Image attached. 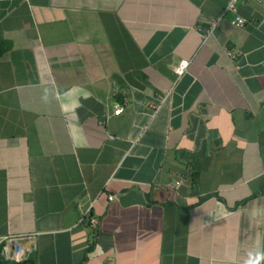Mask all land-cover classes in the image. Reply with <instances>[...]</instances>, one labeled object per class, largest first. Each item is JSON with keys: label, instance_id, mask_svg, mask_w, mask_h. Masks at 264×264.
Masks as SVG:
<instances>
[{"label": "crops", "instance_id": "obj_1", "mask_svg": "<svg viewBox=\"0 0 264 264\" xmlns=\"http://www.w3.org/2000/svg\"><path fill=\"white\" fill-rule=\"evenodd\" d=\"M228 1L0 0L1 258L264 264V0Z\"/></svg>", "mask_w": 264, "mask_h": 264}, {"label": "built area", "instance_id": "obj_2", "mask_svg": "<svg viewBox=\"0 0 264 264\" xmlns=\"http://www.w3.org/2000/svg\"><path fill=\"white\" fill-rule=\"evenodd\" d=\"M225 10H229L232 13H234V17L231 21V24H233L234 26H241L244 23V19L242 17H240L237 12H236V8H235V0H229ZM218 19H211L210 23L208 25V27L204 30H201L199 27H196V29L198 31H200V35L202 37V39H204L208 34H210V32L212 31V29L214 28V26H216ZM226 54H230L229 51H225ZM187 65V61L185 59L179 61V63L174 67V72L176 75H180L182 74V72L184 71L185 67ZM122 107L120 105H116L113 109L114 113H119L121 111ZM114 198V195H107L106 199L107 200H112ZM83 215L86 216V221L89 227H96L98 220L97 217L92 215L89 212V208H87L84 212ZM17 240L15 238H13V242H12V254L10 255V259L12 260H19L20 259V246L18 245V243L16 242Z\"/></svg>", "mask_w": 264, "mask_h": 264}, {"label": "trees", "instance_id": "obj_3", "mask_svg": "<svg viewBox=\"0 0 264 264\" xmlns=\"http://www.w3.org/2000/svg\"><path fill=\"white\" fill-rule=\"evenodd\" d=\"M0 264H33L31 258H26L20 261L8 262L7 260L0 257Z\"/></svg>", "mask_w": 264, "mask_h": 264}]
</instances>
